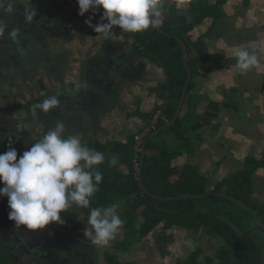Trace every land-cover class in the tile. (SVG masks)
Returning a JSON list of instances; mask_svg holds the SVG:
<instances>
[{
    "label": "crops",
    "instance_id": "crops-1",
    "mask_svg": "<svg viewBox=\"0 0 264 264\" xmlns=\"http://www.w3.org/2000/svg\"><path fill=\"white\" fill-rule=\"evenodd\" d=\"M177 2L178 0H163L164 11L161 20L162 23L180 20L176 23V30L189 28L190 32L185 36L186 41L199 47L198 50H193L189 57L183 48L182 55L187 69L189 68L188 77L191 68L187 63L194 59L192 63L196 74L192 78L191 73L188 86L192 83L193 87L187 97L194 101L195 121L202 119L209 110L213 112L212 104H217V111L213 112L216 115L213 121L210 123L209 118L208 122H205L208 125L199 131L201 138L195 141L194 154L178 157L174 160V166L182 168L188 164L193 165L213 185L217 180L242 170L247 158L253 157L264 163V0H182L179 8L176 7ZM9 7L11 12L7 10ZM31 7L36 16L28 22L25 19V11H30ZM214 7L217 8L214 10L215 14L221 15L219 19H215L211 14L207 15ZM171 8H174V12ZM201 13L207 17L199 21ZM102 14L103 9L98 12L99 17ZM13 25H25L23 35L27 40L25 39L24 46L20 44V48L12 47L19 43L14 41L15 39H11L12 46L9 47L8 35L3 33L5 30L8 34L15 30ZM0 26L3 27V32L0 33V49L5 45L2 53L11 50L9 54L15 59L14 69L0 68V90L11 93L23 92L27 87L36 91L42 85H45L44 88H53L60 93L59 110L67 107L73 111V121H69L74 124L71 133L79 134L82 143L86 142L85 136H89L91 140H87L86 146L94 139L109 145L108 157L112 154V142L125 144L131 136L138 133V128L143 124L140 114L153 111L154 105L167 103V97L165 99L163 96L166 94L159 89L161 82H166L167 77L163 66L146 62L142 59L144 56L138 57V54L133 53L134 38H126L119 28L109 40L96 39L98 34L93 27L80 19L63 0H0ZM161 27L158 30L161 31ZM209 29L212 30L211 34L205 36ZM237 48L255 50L260 60L259 67L241 75L240 70L235 67L234 51ZM99 52L108 54L100 56ZM2 53L0 52V55ZM97 53L99 55L94 56ZM106 56L107 68L103 66L105 62L102 60ZM121 57L127 58L128 62L135 66L132 69L134 71L128 72L132 77L124 78L115 69L118 67L116 64L121 62ZM44 58L47 59L45 70L42 67ZM92 61L100 66L95 69L100 70V73L93 76L91 73L88 75L86 69L87 64ZM47 62L51 64L48 66ZM43 73H49L54 78L42 81L40 76ZM93 77H102V80L106 81H102V90L95 87L96 78L93 80ZM112 79H115L112 86H119L113 87V98L111 96L109 103H105L104 100L109 96L106 94L97 101L96 93H102ZM89 93L91 94L88 95ZM6 98L14 97L8 95ZM184 100L185 96L182 95L178 110L166 125L176 121L184 109L187 110ZM14 103L16 104L15 99L8 102L7 109H12ZM89 115L95 116L94 124L87 119ZM40 120L46 123L45 113L41 115ZM41 127L43 134H46L54 126H48L46 123ZM70 131L66 129L65 135ZM152 136L151 139L155 137ZM1 141L4 143L2 139ZM169 141L173 142V138L170 137ZM118 171L128 173L125 167ZM253 189V199L264 204V166L254 177ZM87 210L71 206L68 211L62 213L75 219L74 226L79 234L74 236L78 243L73 244L69 253L70 259L68 258L65 264H105L107 260L106 256L101 258L103 248L107 246L93 245L83 235L88 220ZM125 210L123 206H119V215L122 216ZM83 215L84 221L80 222L79 218ZM123 229H120L111 243L118 241L119 236L123 238ZM157 230L138 242L137 252L117 251L118 255H115L123 262L139 263L142 259L145 264H164V260L172 254V247L168 246L173 243L176 249L189 232H165L160 228ZM110 242L108 246L111 245ZM116 248L118 250L117 246ZM156 248L159 256L148 259L147 251H154ZM92 250L93 256L96 255L95 259L89 257ZM176 250L178 258L181 255L180 258L184 257L186 260V253L181 249ZM205 252H208L206 246Z\"/></svg>",
    "mask_w": 264,
    "mask_h": 264
},
{
    "label": "trees",
    "instance_id": "trees-1",
    "mask_svg": "<svg viewBox=\"0 0 264 264\" xmlns=\"http://www.w3.org/2000/svg\"><path fill=\"white\" fill-rule=\"evenodd\" d=\"M170 10L174 12V8ZM214 10L217 8L214 7L207 15L211 14L215 19H219L221 15L215 14ZM207 15L201 13L199 21ZM178 21L180 20L162 23L161 31L149 29L142 34L123 33L126 38L132 36L135 40L132 46L133 53L138 54V57L144 56L142 59L146 62L159 63L163 66L167 77L166 82H161L159 89L166 94L163 96L165 99L167 97V103L157 104L154 111L139 115L143 124L138 128V133L151 126L152 120L160 112L155 129L146 138L144 165L138 176L134 167L135 136H131L125 144L119 141L111 143L113 146L111 157L116 155L119 158L118 165L114 167L108 166L111 159L108 157L109 145L99 140L89 142L88 147L102 152L105 161L99 166L103 174V180L99 185L101 189L96 192L99 196L94 194L88 210L90 211L92 207H107L113 202L127 207L122 215L128 221L123 230L124 236L127 234L136 236V242L148 238V235L159 228L165 232L178 230L190 232V236L193 237L203 235L202 232H205L204 235L221 241L217 251L219 264H264L262 227L264 204L253 199L254 177L263 168L264 163L253 157L247 158L242 170L217 180L213 185L193 165L188 164L182 168L174 166V160L178 157L194 154L195 141L201 138L199 131L208 125L205 122H208L209 118L210 123L213 121L216 116L213 112L217 111V104H212L213 112L209 110L202 119L195 121V104L187 97L193 87L191 83L184 100L187 110L184 109L183 114L179 115L170 127L151 139L153 134L173 119L187 81L188 69L183 61V46L179 40L184 42L188 57L193 50L199 49L195 43L187 42L185 39L186 34L190 32L189 28L176 30ZM211 32L209 29L205 36H209ZM171 35H176L179 39ZM192 62L194 59L189 60L187 64L194 78L196 72ZM4 96L0 95V123L6 120L18 122L22 116L18 114L12 117L10 113L14 112V107L18 109L19 107L14 103L12 109H7L6 104L11 99L6 98L7 95ZM104 102L109 103V100L105 99ZM3 108L7 112H4ZM18 109L16 111H20ZM168 134L174 137V146L171 145ZM142 159L143 154H139L137 159L139 164ZM122 167L127 169V174L118 171ZM137 225L141 227L138 228ZM170 249L172 254L166 260L163 259L164 264H213L210 256L202 257L201 247H197L188 259L183 261L181 255L179 258L177 256L178 250L174 247ZM118 250H123L121 243ZM109 255L107 256L109 264H116L110 260ZM112 256L118 258L117 264H137L123 262L117 255Z\"/></svg>",
    "mask_w": 264,
    "mask_h": 264
},
{
    "label": "clouds",
    "instance_id": "clouds-1",
    "mask_svg": "<svg viewBox=\"0 0 264 264\" xmlns=\"http://www.w3.org/2000/svg\"><path fill=\"white\" fill-rule=\"evenodd\" d=\"M77 3L82 17L90 11L95 14L103 9L101 22H96L99 24L92 25L91 19L86 21L98 34L96 39H111L117 28L122 34H142L162 26L163 0H77ZM181 3L182 0H178L176 7L179 8ZM7 10L12 11L11 7ZM35 16L32 7L25 11L26 21L31 22ZM2 32L3 27L0 26ZM9 37L15 39L17 32L13 30ZM234 56L235 67L241 75L259 67L260 60L255 50L237 48ZM59 95L58 92L35 103L31 115L36 118L38 110L47 114L55 109L60 103ZM65 133V124L57 121L19 159L17 150L11 146L8 151L0 153V182L4 185L0 188V196L7 197L9 219L17 228L26 226L36 232L52 223L62 224V213L71 206L88 209L91 198L99 190L103 180L99 166L105 161L104 154L83 144L78 135L66 136ZM118 163L119 158L113 155L108 166L114 167ZM118 208V202L107 207L90 208L84 237L93 245L107 246L124 224Z\"/></svg>",
    "mask_w": 264,
    "mask_h": 264
},
{
    "label": "flooded vegetation",
    "instance_id": "flooded-vegetation-1",
    "mask_svg": "<svg viewBox=\"0 0 264 264\" xmlns=\"http://www.w3.org/2000/svg\"><path fill=\"white\" fill-rule=\"evenodd\" d=\"M79 18L82 19L84 22H86L85 19H83L81 17H79ZM99 53H100V56L102 54L103 55L108 54L106 52H99ZM99 53L95 54L94 56H98ZM106 58H107V56L102 59L105 62L103 64V66L105 68H107L106 66L108 64V60ZM95 59L96 58H94V60ZM46 61H47V59L44 58L43 63H42L43 70H45V68H46ZM57 62H58V60H57ZM50 64H51V62H47L48 66ZM114 64H116V63H114ZM96 67L100 68V66L98 64H96L94 61L87 64L86 69H87L88 75H89V73L92 74L91 76L95 75L97 73L96 72L97 70L95 71ZM114 68L115 67L112 66V69H114ZM86 69H85V71H86ZM115 69L117 71L119 70L118 67H116ZM123 77L129 78V77H132V75L129 73L123 72ZM50 78L52 79L54 77L49 73H46V74L43 73L40 76V79L42 81H48ZM94 78H96L95 79L96 81H94V82H96V85H97L95 87L99 88V90H100L102 87V84H103L102 83V81H103L102 77H98V78L93 77V80H94ZM121 79L119 81H121ZM44 86L45 85H42L39 87L40 89L42 88L40 91H38L39 88H37L38 89V90H36L37 92L34 91L33 88H29V87L25 88L23 90V92H14L13 91L11 93H9V92L4 93V92H1V90H0V95H2V96H4V95L8 96L9 95L11 97H14V98H10V99L11 100L15 99L16 105L17 106L20 105L19 106L20 111H16V109H18V108L14 107L15 108L14 112L10 113L11 116L15 117L18 114H20L22 116V119H20V120L13 118L15 120H18V122L13 121V120H6V122L2 121V123H0V127H4V128H0V143H2V141H1V139H2L4 141V144H6V146L0 147V153H4V152L8 151L9 147L11 146L17 150V153H18L17 158L19 159V157L23 154V152L29 150L34 142H38L39 139H41L45 135V133L43 134V131L41 130L42 124L46 125V123H47L48 126H55L56 122L60 121V122H63L65 124L66 129L68 131L71 130V127L72 128L74 127L73 123H71V122L69 123V121H71V120L73 121V118L71 116L73 111L68 110L67 107H66V109L63 107L64 108L63 110H59V106H57L55 109H53L49 113H47L46 114V123L43 121L41 122V120H40V117L43 114V112H40L38 110V116L36 118H34L31 115V108L35 103L41 102L43 99L47 98L48 96L57 94V92L54 91L53 88H44ZM115 86H116V88L119 87L118 84H115ZM115 86H112L111 88H113ZM111 88L107 87L105 90H103L102 93H100V92L96 93V95H95L96 100L100 101L102 96H105L106 94L113 96L115 94V91H114V88L113 89H111ZM90 94L91 93H89L88 95H90ZM91 97H93V94L91 95ZM88 99H89V97H88ZM154 106H156V105H154ZM154 109H155V107H154ZM154 109H153V111H154ZM3 111L7 112L4 109H3ZM87 119L89 121H92V123L94 124V122H95V120H94L95 116L94 115H92V116L89 115L87 117ZM69 134L79 136V134H73V133H71V131L68 132V135ZM79 137L81 138V136H79ZM85 137H86L85 138L86 142H83V144L88 143L87 140H91V138L89 136H85ZM94 140H97V139H94ZM3 206H5V208ZM1 207H3V209H5L6 211H10L7 198H6V200L1 201ZM70 216L71 215H69V217H67L64 214H61V217L63 220L62 224L52 223L47 228L42 229V231L45 232L47 234L46 236L50 239V244H52L54 246H58V245H65L66 246V248L63 249V252L67 253V256L69 259H70L69 253H70V250L73 248V244L78 243L76 240H73L74 236L79 235L77 233V227L74 226L75 219L70 217ZM80 238H82V237H80ZM109 247L111 248V250H114V248L112 246H109ZM117 247H118V245H117ZM47 249H49V246H47ZM115 250L119 251V250H117V248H115ZM108 251H110V250H108ZM93 252H94V250H92L91 254L89 255L90 259L96 258V255L93 256ZM110 255H113V253ZM44 257H46V258L49 257L51 259V261L54 260V258L52 256L51 257L49 256V253H46L44 255ZM106 258H107V256H106ZM104 263L109 264L108 260H105Z\"/></svg>",
    "mask_w": 264,
    "mask_h": 264
},
{
    "label": "water",
    "instance_id": "water-1",
    "mask_svg": "<svg viewBox=\"0 0 264 264\" xmlns=\"http://www.w3.org/2000/svg\"><path fill=\"white\" fill-rule=\"evenodd\" d=\"M13 28L17 32V37L15 38L14 41L19 43H17V45L15 46H12L11 43L13 40H11V38L9 37L7 30H5L3 33L5 35H8L7 45L9 47L12 46L13 48H20L21 46L20 44H22L23 46L25 45L26 38L23 35V30H25L24 29L25 25H13ZM180 41L184 45L183 48L184 51L186 52L187 48L184 42L182 40ZM4 48L5 45L0 49L1 53L3 52ZM9 53H11V50L2 53V55H0V68L3 67L4 69L7 70L15 68V59L11 57ZM112 63L114 62L112 61ZM116 65H118L119 68L118 74L120 76H123V72L128 73L134 71L132 69L133 67H135L131 65L130 62H128L127 58L123 59L122 57H121V62L117 63ZM96 72L100 73V70H97ZM190 78H191V73H189L188 81L183 91V96H185L186 94V90ZM114 81L115 79L109 81V84L107 83L108 84L107 87L111 88L112 82L113 84L115 83ZM103 82L106 83V81ZM111 96L112 95H109L106 99L111 100L113 98V96L112 98ZM173 123L174 121L171 122V124L164 126L158 132H156L152 137L156 136L165 128L170 127ZM146 145H147V141L144 144L143 159L141 161V172L144 165ZM3 186H4L3 183L0 182V188H2ZM6 198L7 197L5 196H0V264H65L67 263L68 260L67 253L63 252V249L66 248L65 245L54 246L50 244V239L46 236L47 234L42 230L31 232L26 228V226H22L20 228H17L15 226V223L9 219V211L3 209V207L5 208V206L1 207V201L6 200ZM262 227L264 229L263 225ZM47 246H49V249H47ZM46 253H49V256L50 257L52 256L54 260L51 261L49 257L48 258L44 257Z\"/></svg>",
    "mask_w": 264,
    "mask_h": 264
},
{
    "label": "rangeland",
    "instance_id": "rangeland-1",
    "mask_svg": "<svg viewBox=\"0 0 264 264\" xmlns=\"http://www.w3.org/2000/svg\"><path fill=\"white\" fill-rule=\"evenodd\" d=\"M170 137H172L174 139V137L172 135ZM171 145H173V146L175 145V141L174 140L171 143ZM3 146H6V144H4V143L0 144V147H3ZM109 155H110V153H109ZM100 189L101 188H99V190ZM95 195H98V194L95 193ZM125 209H127V207H124V210ZM120 217L124 221V224H123L122 227L125 228L126 225H127L126 222H128V221H127V219L125 220V217H123V216H120ZM79 219H81L80 222H82V220L84 221V215L81 218H79ZM136 219H140V217H136ZM137 226H138V228L141 227V225H137ZM123 228H121V229H123ZM202 233H203V236L201 234H199V235H196L195 237H193V236H190V232H189L179 244L176 243V244H178L176 246V249H181V251L185 252L186 255H187V257H186V259H187L189 257V255L194 250L197 249V247H201L202 249L200 251L203 252L202 257L205 256V255L210 256L211 259H213V264H219V261L217 259V251H218V249L221 246V241L216 239V238H214V237H208V236L204 235L205 232H202ZM136 240H137L136 236H130L128 234H127V236H124L123 239H122L121 236H119V240L118 241H116L114 243L110 242L111 243L110 246H112L114 248V250H111V248L107 245V248H103L104 252H103V255H102L101 258L104 259L105 256H108L109 254H112V253H113V255L117 254L118 252L115 250V248H116L117 245L119 246V243H121V247H123V250H121V252H123V251H125V252L127 251V253L128 252H130V253L137 252L136 246L138 245V242H136ZM205 246L207 247L208 252L204 254ZM168 247H173V243L170 244ZM108 250H110V251H108ZM146 251H147V249L144 252H146ZM157 251H158V248H156L154 251H147L146 257L148 259H151L153 257H158L159 255H158ZM109 257H110V260L113 263H116V264L118 263V258H115L112 255H109ZM181 259L185 260L184 257L183 258L181 257ZM142 262H143V260L141 259V261L139 263H137V264H145V263H142Z\"/></svg>",
    "mask_w": 264,
    "mask_h": 264
},
{
    "label": "built area",
    "instance_id": "built-area-1",
    "mask_svg": "<svg viewBox=\"0 0 264 264\" xmlns=\"http://www.w3.org/2000/svg\"><path fill=\"white\" fill-rule=\"evenodd\" d=\"M77 15H79V5L77 3V0H63ZM80 16V15H79ZM81 18L85 19L86 21H88L89 19H91V23H96L100 20V17L97 13H93V12H89L87 14H85V16H80ZM158 115L154 117V119L152 120V124L149 127L144 128V130L140 133H137L135 135V144H134V152H135V160H134V167L137 173V176L140 173V164L138 162V156L139 154H141V152L143 151L144 148V144L146 142V138L150 135V133L155 129L156 124L158 122L159 119V115L160 112L157 113Z\"/></svg>",
    "mask_w": 264,
    "mask_h": 264
}]
</instances>
